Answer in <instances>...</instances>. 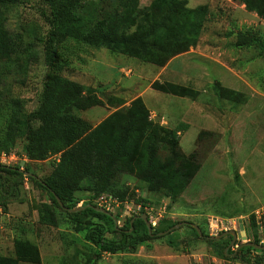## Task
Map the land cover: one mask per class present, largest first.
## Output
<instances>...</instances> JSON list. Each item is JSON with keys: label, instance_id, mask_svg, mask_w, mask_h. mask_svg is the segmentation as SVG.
I'll use <instances>...</instances> for the list:
<instances>
[{"label": "rangeland", "instance_id": "obj_1", "mask_svg": "<svg viewBox=\"0 0 264 264\" xmlns=\"http://www.w3.org/2000/svg\"><path fill=\"white\" fill-rule=\"evenodd\" d=\"M151 2L85 0L74 14L93 19L102 10L120 14L124 6L141 14L147 7L150 13L163 12L151 8ZM263 3L264 0H250V4L244 0H183L179 21H184L186 10L203 6L201 26L194 36L185 35L181 24L173 26L172 37L167 35L165 39L176 42L179 52L162 65L89 45L73 35L60 36L56 45L65 65L63 75L81 83L85 96L98 100L83 109L71 108L73 114L94 127L139 96L148 108L149 119L176 129L179 149L185 155L194 154L198 163L197 171L176 197L148 191L136 176L115 171L110 177L113 187L127 190L123 198L116 196L128 204L137 195L152 199L155 205L163 200L167 203L163 221H190L206 232L208 217L232 218L237 222L231 230L238 233V239L228 247L231 249L264 236V211L259 219L254 217L255 211L264 206V16L254 6ZM3 8V27L13 50L8 58L0 59V135L6 134L2 133L3 111L10 99H18L24 114L37 106L46 73L43 43L50 17L48 0H17ZM251 38L260 44L251 42ZM154 81L183 85L196 93H165L151 87ZM202 130L205 132L199 134ZM10 134L13 144L0 150L1 164L28 168L38 178L47 177L56 157L31 158L25 151L26 133L21 124ZM158 155L166 157L167 149L161 146ZM81 184L75 197L87 201L96 195L84 188L87 180ZM49 201L47 192L28 175L24 174L21 182L0 176V255L13 256L14 239L21 238L38 247L40 262L35 264H247L223 256L219 244L196 240L185 223L170 234L139 245L133 254L103 252L96 256L63 210L54 206V226L39 220L37 207ZM122 207L114 212L121 224L125 219L120 215ZM252 219L257 237L250 228ZM239 220L245 240L240 237ZM221 238L226 241L228 235ZM169 240L175 246L168 245Z\"/></svg>", "mask_w": 264, "mask_h": 264}, {"label": "trees", "instance_id": "obj_2", "mask_svg": "<svg viewBox=\"0 0 264 264\" xmlns=\"http://www.w3.org/2000/svg\"><path fill=\"white\" fill-rule=\"evenodd\" d=\"M16 1L0 0V59L8 58L13 50L12 40L3 27V7ZM84 1L48 0L49 30L43 43L46 73L37 106L24 114L21 112L18 99L12 98L3 111L5 131L2 133L6 134L0 135V150H6L13 144L10 133L21 124L26 133V153L35 159L54 155L56 159L53 168L47 177L38 178L28 168L21 169L19 166L0 163V176L4 175L10 180L21 182L24 172L31 173L28 178L46 191L50 198L49 202H43L37 207L39 220L45 225L54 226L56 224L54 206L63 210L68 222L76 232L82 234V238L96 256L103 252L133 254L139 245L160 237V232L180 221L161 220L150 233L144 221L138 217L140 214H137L126 217L119 226L115 223L118 215L95 210L92 206L96 205L92 199L105 191H112L111 193L121 198L126 195V189L115 188L110 181L115 171L136 176L145 184L148 191H162L176 197L197 171L198 163L194 154L185 155L179 149L176 129H168L149 119L148 108L139 96L132 100L128 107L114 111L94 127L73 114L71 108L83 109L97 103L98 100L91 95L85 96L81 83L63 75L65 65L56 51L57 40L63 35H73L89 45L108 47L134 55L142 61L162 65L173 54L179 52L175 49L178 45L176 42L170 38L165 39L167 35L171 36V28L180 27L181 24L185 35H196L205 8L200 6L186 10L184 21L180 22L179 16L184 10L183 0H152L151 8L163 12L150 13L147 7L141 14L139 10L127 9L124 6L120 14L112 10L110 12L102 10L92 19L88 15L74 14L76 8ZM244 1L250 4V0ZM254 6L264 16V3ZM133 24H136L135 28L128 31L127 28ZM250 41L260 44L255 38H251ZM151 87L173 95L196 93L183 85L170 82L154 81ZM35 122L37 125H34ZM204 132L202 130L199 134ZM161 146L168 151V155L163 158L158 155ZM82 180L88 181L84 188L96 195L79 206V210L70 211L77 207L79 198L75 197V191L82 188ZM7 193L11 194L10 191ZM134 201L155 204L152 199L140 195H137ZM133 217L135 218L130 222ZM181 222L188 225L192 237L196 240L206 239L213 245H221V253L225 257L240 259L247 264L264 263V249L251 246L226 248L231 240L230 235L226 241H222V238L209 236L201 226L199 235L191 225L192 222ZM250 228L257 237L253 219ZM253 242L259 243V240L255 238ZM168 245L175 246V243L169 240ZM13 252V256L0 255V264L40 262L38 247L27 239H14Z\"/></svg>", "mask_w": 264, "mask_h": 264}, {"label": "built area", "instance_id": "obj_3", "mask_svg": "<svg viewBox=\"0 0 264 264\" xmlns=\"http://www.w3.org/2000/svg\"><path fill=\"white\" fill-rule=\"evenodd\" d=\"M124 71L130 72V69H126ZM0 163H3L0 161ZM21 168V167H20ZM22 169V168H21ZM85 201L83 199H79L77 202V206H81ZM92 202L98 206L102 207L105 210L114 213L119 210L120 205H124L121 208L122 213L120 214L124 218L129 217L131 215L137 214H145L147 221L149 222L151 228H154L158 225V223L164 218L166 213V205L165 201H161L160 204L155 205L152 204H142L140 202H135L134 200L130 201V204L126 202V200L120 199L118 196L110 194V193H101L95 196L92 199ZM264 211V206L261 209L255 211L256 220L260 218V215ZM237 222L232 218H218L217 216L208 217V235L216 236L221 231L230 230L232 227H235L233 223ZM257 222V221H256ZM117 225H122L120 220H116ZM264 243V236L259 240V244ZM236 246V245H235Z\"/></svg>", "mask_w": 264, "mask_h": 264}, {"label": "water", "instance_id": "obj_4", "mask_svg": "<svg viewBox=\"0 0 264 264\" xmlns=\"http://www.w3.org/2000/svg\"><path fill=\"white\" fill-rule=\"evenodd\" d=\"M24 174L25 175H31V173H29V172H24ZM57 200H58L59 204L62 205V202L60 201V199L57 198ZM92 207L95 210H98V211H101L103 213L109 214V211L105 210L102 207H98V206H92ZM79 209H80V207L77 206L75 208L70 209V211H76V210H79ZM138 217H140L144 221L148 231L151 233L152 232V228H151L149 222L147 221L146 215L145 214H140ZM134 218L135 217H133L130 222H132ZM183 223L184 222H179V223L175 224L174 226L170 227L169 229H167V230H165L163 232H160L159 234L160 235H164V234L170 232L172 229L178 227L179 225H181ZM239 223H240L239 229H240L241 240H245L246 239V235H245L243 224L241 223L240 220H239ZM191 225L197 230L198 234L201 235L200 227L197 224H195V223H191ZM226 235H230L231 236V240H230V242L228 243V245L226 247V248H228V247H231L232 245H234L236 243V240L238 239V233L235 230H231L230 229V230L223 231L218 236H215V238L219 239V238L224 237ZM243 246H251V247H254V248H257V249H264V245L259 244V243H255L253 241H244V242L240 243L239 245H236V249H238L239 247H243Z\"/></svg>", "mask_w": 264, "mask_h": 264}]
</instances>
